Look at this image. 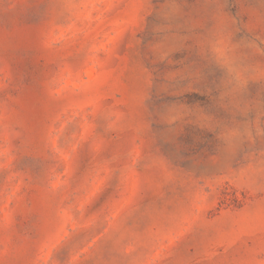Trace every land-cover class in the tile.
Returning a JSON list of instances; mask_svg holds the SVG:
<instances>
[{
	"label": "rangeland",
	"instance_id": "rangeland-1",
	"mask_svg": "<svg viewBox=\"0 0 264 264\" xmlns=\"http://www.w3.org/2000/svg\"><path fill=\"white\" fill-rule=\"evenodd\" d=\"M0 264H264V0H0Z\"/></svg>",
	"mask_w": 264,
	"mask_h": 264
}]
</instances>
